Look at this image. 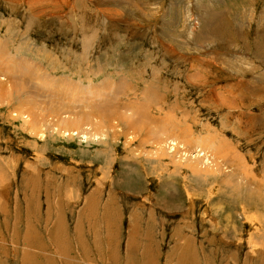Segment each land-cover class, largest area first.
Returning <instances> with one entry per match:
<instances>
[{
  "label": "rangeland",
  "instance_id": "obj_1",
  "mask_svg": "<svg viewBox=\"0 0 264 264\" xmlns=\"http://www.w3.org/2000/svg\"><path fill=\"white\" fill-rule=\"evenodd\" d=\"M0 81V264H264V0H0Z\"/></svg>",
  "mask_w": 264,
  "mask_h": 264
},
{
  "label": "crops",
  "instance_id": "obj_2",
  "mask_svg": "<svg viewBox=\"0 0 264 264\" xmlns=\"http://www.w3.org/2000/svg\"><path fill=\"white\" fill-rule=\"evenodd\" d=\"M75 200V199H74ZM74 203V201H73ZM57 206H60V209H62V217L66 218V214L68 215L69 221L68 224L65 225V227H63L64 232L67 233V236L70 239V242L72 243V250L70 251V255H75L77 249H76V245H75V238L73 236V228H74V223L76 221V217H77V209L79 207V203L76 204L75 206L72 207V205H68L67 203H57ZM42 206H43V201H41L40 203V210L39 213L40 215L42 214ZM59 208V207H58ZM97 205L95 204L93 207V213L88 214V213H83L80 215V213H78V219H77V227L78 229H80L82 231L84 240L87 239H102L101 242L103 243L102 248L104 250L108 251V255L110 254L114 256V252L116 254H118V260H120V264H124L122 259H129L137 256L139 258L141 251L146 250L149 254V256L151 257L152 261L154 264H162L161 261H159V256L154 254V252L151 250L149 251V249H147L144 245H145V241L147 239H149L148 237H144L146 232L143 229H137L135 228V223L133 224H127L126 221H124L123 223L121 222H116V217H113V220L111 221V219L108 217L110 215L102 213L103 215L100 214V210L97 209ZM103 211H105V209H103ZM102 211V212H103ZM97 213V214H96ZM84 218L83 220H81V218ZM100 218V219H99ZM127 225H131V233H129V235H126V231H127ZM39 232V231H38ZM40 234V233H39ZM168 238L170 237L169 234ZM115 237L116 240L114 241H110V237ZM192 236V235H191ZM159 237V236H158ZM192 237H194V240L197 239L196 234L193 235ZM108 239L107 241L105 240ZM151 238H155L154 236H152ZM166 238V237H165ZM113 240V239H112ZM145 240V241H144ZM152 240V239H151ZM171 240L169 238V242L171 244ZM92 241V240H91ZM88 244V241H85ZM196 242V241H195ZM194 242V244L196 245V243ZM155 242H153L152 240V244H154ZM157 244L158 243V239H157ZM148 245V244H147ZM149 246V245H148ZM50 247V246H49ZM197 251V255L199 252L198 249H196ZM160 252V249H159ZM72 253V254H71ZM158 254V252H157ZM161 255V253H160ZM199 257V256H198ZM201 259V256L199 257ZM217 264V263H215Z\"/></svg>",
  "mask_w": 264,
  "mask_h": 264
},
{
  "label": "bare ground",
  "instance_id": "obj_3",
  "mask_svg": "<svg viewBox=\"0 0 264 264\" xmlns=\"http://www.w3.org/2000/svg\"><path fill=\"white\" fill-rule=\"evenodd\" d=\"M23 60H24V59H23ZM22 62H23V61H22ZM22 65H23V64H22ZM22 65H21V66H17V67L19 68L18 70H20L19 72H20L21 74H26V72H27V67L22 66ZM10 66H11V65H10ZM15 66H16V65H14V67H15ZM28 66H29V65H28ZM30 67H31V66H30ZM28 68H29V67H28ZM13 69H14V68H13ZM15 69H16V68H15ZM29 69H30V68H29ZM11 71H12V70H11ZM32 72H33V71H32ZM34 73H35V72H34ZM34 73H33V74H34ZM37 73H38V72H37ZM37 73H36V74H37ZM36 74H35V75H36ZM35 75H34V76H35ZM7 78H8V77H7ZM7 78L5 77V79H7ZM7 80H8V79H7ZM8 81H9V80H8ZM0 82H1V81H0ZM1 84L3 85V82H2ZM123 84H124V83H123ZM3 86H4V85H3ZM9 86H10V85H9ZM117 88L120 89V88H123V87H121L120 85H118ZM118 91H119V90H118ZM0 94L2 95L3 93L0 91ZM15 95H16V93L13 94L12 96H15ZM0 97H1V96H0ZM16 97H17V96H16ZM78 99H79V98H78ZM18 101H20V100H18ZM18 101H17L16 103L21 104V102H18ZM141 108H142V107H141ZM103 111H105V110H103ZM118 111H120V110H118ZM142 111H143V110H142ZM142 111H141V112H142ZM130 112H131V111H130ZM107 113H108V112H107ZM118 114H119V113H118ZM118 114H117V115H118ZM142 114H143V112H142ZM117 115H116V116H117ZM23 116H24V115H23ZM27 116H28V117H32V114H29V113H28ZM61 116H63V117H61ZM101 116H102V115H101ZM72 117H73L72 114H68V115H60L59 118H57V119H58L57 121H59L60 123H65L64 125H67V124H70L71 122H74V121H75V120H74V121L71 120ZM61 118H64V119L61 120ZM110 118H111V117H110ZM110 118H109V119H110ZM116 120H117V119H116ZM118 120L120 121V123H125V117H122V114H121V113H120V115H119ZM30 121H31V120H30ZM52 123H53V122H52ZM117 125H118V124H117ZM34 126H36V125H34ZM57 128L59 129L58 126L56 127V129H57ZM54 129H55V128H54ZM56 129H55V130H56ZM56 132H57V131H56ZM61 132H62V131H61ZM65 132H66V131H65ZM69 133H70V132H69ZM69 133H67V134H69ZM75 135H76V134H75ZM162 141H163V140H162ZM172 148H173V147H172ZM176 149H177V148H176ZM169 150H170V148H169ZM171 150H172V149H171ZM173 150H174V149H173ZM182 150H183V149H182ZM182 152H183V151H182ZM184 152L186 153V150H184ZM187 154H188V153H187ZM189 154H190V153H189ZM197 155H198V154H197ZM198 156H199V155H198ZM198 156H197V157H198ZM194 157L196 158V155H195ZM25 238H27V237H25ZM28 254H29V253H28Z\"/></svg>",
  "mask_w": 264,
  "mask_h": 264
}]
</instances>
